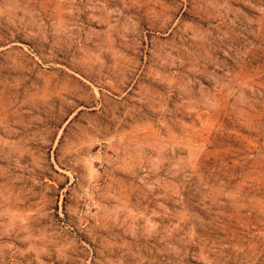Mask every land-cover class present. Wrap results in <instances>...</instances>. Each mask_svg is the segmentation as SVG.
<instances>
[{
	"label": "rangeland",
	"instance_id": "374dc122",
	"mask_svg": "<svg viewBox=\"0 0 264 264\" xmlns=\"http://www.w3.org/2000/svg\"><path fill=\"white\" fill-rule=\"evenodd\" d=\"M0 264H264V0H0Z\"/></svg>",
	"mask_w": 264,
	"mask_h": 264
}]
</instances>
